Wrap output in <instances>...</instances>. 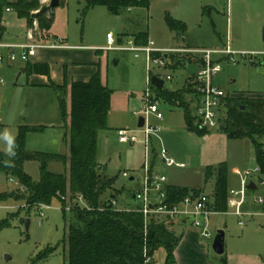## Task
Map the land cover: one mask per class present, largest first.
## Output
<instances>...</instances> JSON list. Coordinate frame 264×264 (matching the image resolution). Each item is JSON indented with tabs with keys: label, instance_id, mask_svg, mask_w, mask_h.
<instances>
[{
	"label": "rangeland",
	"instance_id": "1",
	"mask_svg": "<svg viewBox=\"0 0 264 264\" xmlns=\"http://www.w3.org/2000/svg\"><path fill=\"white\" fill-rule=\"evenodd\" d=\"M92 1L64 0V5L54 11L53 33L65 40V45L69 47L67 52L78 54L75 55L79 58L77 61L79 65L76 66L80 67L78 71L81 75L87 76L92 71L98 72L103 85L113 91L108 130L100 132L98 136L97 162L106 176L115 179V187L122 191L118 198L119 207L129 205L130 209H136L140 204L133 198V193L137 191L138 183L132 182L130 178L138 176L141 172L139 169L145 162V148L141 143L133 147L121 144L117 131L130 130L140 139H144L143 131L138 127L140 118L138 111L144 105V94L148 88L146 56L141 54L139 58H135L131 52L105 51L107 36L108 34L114 36L116 46L119 45L120 35L142 32L149 33L157 47L188 45L213 48L222 45L221 43H227L229 18L230 44L232 49L236 50L237 46L241 45L236 33L237 0H150L148 8H132L120 15H113L101 5L89 7ZM167 13L186 23L182 38L179 37L181 32L169 29L166 22ZM4 16L11 38L8 41L22 43L25 40V21L14 13L4 12L3 18ZM139 35L141 34L136 36ZM123 40L122 38L119 42ZM51 43L50 40L45 44ZM75 56L69 58L75 59ZM16 64V68L22 66L21 62ZM194 70L195 66L190 65L187 72H183L182 69L162 72L165 76L173 77L171 81L165 83V89L171 92L180 91L188 75ZM153 72L155 75L157 71ZM13 75L14 71L6 66L0 68V117L3 120L0 124L5 126L4 132L0 135V152L8 155L11 153L4 139L5 135L15 139L20 126L32 125L48 128L44 133L29 135L26 147L28 152L70 156L69 143L64 138L65 129H58V125L63 124V121L56 92L53 89L15 88ZM193 83L194 79L191 77L186 84L189 85L188 90H191ZM215 83L222 88L226 96L261 90L264 89V67H253L250 63L241 61L236 65L223 63L222 71L215 78ZM68 105L70 106L69 98ZM159 107L164 114V121L161 124L167 132L160 134L161 140L154 138V142L158 144L159 149L165 147L171 158L187 165L186 168L179 169L156 164V168L168 178L169 183L204 190L205 194L211 197L216 178L205 182V171L208 167L226 165L229 188H232L236 186L237 181L233 175L235 169H252L257 166L254 157L256 149L249 139L232 140L216 129L205 137L194 135V142L187 140L188 131L183 110L163 101H160ZM149 121L153 126L159 124L154 117L149 118ZM195 126L207 131L202 129L198 122H195ZM260 143L264 144V137ZM48 169L56 174L65 171L64 165L57 162L49 164ZM25 171L35 182L40 180L38 163H26ZM123 173H127L129 177H123ZM262 179L264 180V176ZM16 181L15 179L11 181L0 172V195H12V198L0 202V224L3 221L9 224L0 229V264H33L40 254L50 248H56V251L46 261L37 264H67V249L63 243L66 224L61 203L54 200L48 209L35 205L29 212L27 203L19 200L24 196V192ZM251 181L258 186L255 195L264 198V185H260L255 179ZM111 198L114 200L117 198V193L113 190L107 192L104 201ZM66 202L68 210L74 205L86 206L80 199L73 202L70 193L67 194ZM231 212L232 210H229L226 215L211 217L212 237L210 240L203 239L209 246L208 252L200 250L194 238L187 239V249L186 252H182L183 261L180 264H264V211L251 212L254 217L244 218V227L239 225L240 219ZM27 219L30 220L28 230L25 224ZM167 228L171 229L169 226ZM219 230L225 232V254L222 257L217 256L212 249ZM175 233L181 239L188 235L186 228L181 232L176 230ZM153 264H166V252L163 248L155 253Z\"/></svg>",
	"mask_w": 264,
	"mask_h": 264
},
{
	"label": "trees",
	"instance_id": "2",
	"mask_svg": "<svg viewBox=\"0 0 264 264\" xmlns=\"http://www.w3.org/2000/svg\"><path fill=\"white\" fill-rule=\"evenodd\" d=\"M149 1L93 0L89 7L101 5L113 15H120L132 8H148ZM41 5V0H0V23L3 13L12 9L19 19L26 20L29 29H33L37 22L39 31L47 34L54 25V15L38 13ZM63 5L64 1H61L60 6ZM166 22L171 31L182 33L186 30L183 22L170 15L166 16ZM4 33V28L0 26V38ZM134 40L140 46L149 42L147 34L135 36ZM194 63L196 62L192 58H172L168 70L175 72L181 67L184 68L185 64ZM25 72L28 76L50 77V67L47 64H28ZM193 79L195 81V76ZM188 87L189 85H185L178 92L165 88L160 91L153 87V91L157 100L183 110L185 124L190 133L205 137L210 131H202L195 126L197 120L192 107L197 96L195 84L193 83L191 90ZM51 88L57 94L61 118L67 129L66 140L69 143L70 156L27 152V136L43 133L46 127H20L11 154L0 152V172L9 179L17 180L23 189L24 196L19 200L27 203L29 212L35 205L48 207L54 200H59L66 224L63 243L67 249V264H146V256L153 259L160 248L166 252V264H174V252L181 238L167 228L165 221L153 219L146 226L144 216L139 212L119 210L112 204V199L104 201L107 192L114 190L115 179L107 177L97 162L98 136L100 132L108 130L113 91L103 85L100 73L87 82H69L66 77L62 87L51 83ZM224 104L227 113L219 131L232 140L249 139L256 149L261 177L264 176V144L260 143L264 137V101L236 100L227 96ZM3 132L4 126L0 125V135ZM27 162L39 164L41 177L38 182L26 173L24 165ZM52 162L63 164L68 167V171L51 173L48 167ZM214 177L216 184L210 197L211 209L224 214L228 212L229 199L227 166L222 164L208 167L205 171V182L208 183ZM68 193L73 202H78L81 197L86 206L74 205L68 210ZM166 193L167 202L172 205L182 202L192 194H205L204 190L179 186H168ZM8 198H12V195L1 194L0 202ZM8 225L7 221H3L0 229ZM55 251L56 248H50L40 254L33 264L46 261Z\"/></svg>",
	"mask_w": 264,
	"mask_h": 264
},
{
	"label": "built area",
	"instance_id": "3",
	"mask_svg": "<svg viewBox=\"0 0 264 264\" xmlns=\"http://www.w3.org/2000/svg\"><path fill=\"white\" fill-rule=\"evenodd\" d=\"M45 2H48V0H41V4ZM9 11L10 9H7V12ZM38 34H40V31L37 22H35L34 28L30 31L29 40L31 43L29 44L4 43L0 38V66L7 63L15 64L17 62L27 64L36 55L38 50H57L66 48L59 40H54L50 45L45 44V42L36 39ZM118 43L119 45L116 46L114 36L108 34L107 47H105L104 50L131 52L134 54L135 58H139L141 54H144L146 56V68L149 74L148 88L144 94V105L138 111L140 118L143 117L145 120V125L141 128L144 139H140L136 133L130 130L123 129L117 132L121 144L133 147L141 143L145 148V162L141 170L142 188L134 194V198L139 202L140 206L136 209L125 211H135L142 214L146 226L153 219L165 221V224L169 226V228H172L176 224L180 225L184 221H190L191 225L199 230L204 240H210L212 237L210 230L211 217L223 215L211 209V198L206 194L199 196L192 194L178 204H169L167 202L166 193L168 179L163 174L154 170V165L152 164L154 138L160 139V134H162L165 129L161 124L164 121V114L160 110V101L156 99V95L153 91L154 86L151 80L153 77H158L165 83L171 81L173 77L165 76L162 72L168 70L172 63V58L177 57L185 60L192 58L196 62L194 65H196L197 68L194 81L197 93L194 102V115L202 129L213 131L219 129L227 113L224 104V100L227 96L223 90L215 84V78L222 71L223 63L236 65L239 64L240 61L254 62L259 57H264V54L239 53L233 51L229 46L221 49H166L157 47L155 42L151 40H149L147 45L140 46L135 43L134 38L121 43L118 41ZM153 71H157L155 75ZM151 117H154L159 124L155 126L151 125L149 121ZM158 163L166 167H186L185 164L178 163L171 158L165 147H161L158 151L155 164ZM256 176H261V170L258 166L246 170L242 175L240 187L229 193L228 212L232 210L231 213L241 220L239 222L241 227L245 226L243 222L244 218L253 217L252 214L245 212V206L251 194L248 186L251 184V180ZM123 177L128 178L129 175L124 173ZM261 183L264 184V180H262ZM79 199L84 203L81 197ZM254 202L263 206L264 198H255ZM112 204L116 206L115 201H113ZM40 207L49 208L47 206ZM228 212L224 213V215L228 214ZM146 264H153V259L146 256Z\"/></svg>",
	"mask_w": 264,
	"mask_h": 264
},
{
	"label": "crops",
	"instance_id": "4",
	"mask_svg": "<svg viewBox=\"0 0 264 264\" xmlns=\"http://www.w3.org/2000/svg\"><path fill=\"white\" fill-rule=\"evenodd\" d=\"M61 1H64V0H61ZM236 3H237L236 10H235L236 33H237L239 43H241V45H239V47L237 46L236 50H233L232 44H230L231 38L229 36V33L231 35V19H229V18L227 20L228 28H229V31H227L228 32L227 43H221L222 45H219V46L213 47V48L190 47L188 45L187 46H179V47H165V46H163L160 48H166V49L167 48H178V49H188V50H200V49H221V48H225L226 46H229L233 51L239 52V53H260V54H264V0H237ZM12 13L17 15L15 13V11L12 9L9 12H7V10L5 11V14H12ZM53 14H54V12H53ZM166 15L172 16L171 13H167ZM24 21L26 23L25 40L22 43H11L8 41L11 38H10V33L8 31V28H7L6 17L4 16V18H3V16H2V21L0 23V26L2 28H4L5 33L2 36L1 40L4 43H9V44H29V43H31V41L29 40V35H30L31 29L28 28L26 20H24ZM179 21L183 22L180 19H179ZM184 24L186 25V23H184ZM53 28H54V25H53L52 29L47 34L40 32V34H38L36 39L39 41H43L45 43L50 41V40L52 42L54 40H59L66 48L57 49V50H44L43 52L42 51L40 52L38 50L36 55L28 63L31 65H35V64H47V65H49L50 77L42 76V75L28 76L25 72V69H26L28 64H24V63H22L21 67H17V68H16V66H17L16 63L15 64L7 63V64L0 66V68L3 66H6L10 70L14 71L13 82H14L15 88L28 87L29 89L47 90V89H52L51 83L55 84L58 87H62L65 84L66 77L69 80V82H73V81L87 82L94 75H96L98 73V72L95 73L92 71L91 73H89L90 75H87V76L81 75V73H79V71H78V69H80V67L76 66L77 64L79 65V63H77V61H79V58L75 55H78V54H73V53L70 54V52H67L69 47L67 45H65V40L63 38L59 37L58 35H56L55 33H53ZM138 34H147L148 39L153 41L151 39L149 33L140 32ZM138 34H134V35L122 34L119 36L120 38L118 39V41H120V39L123 38L124 39L123 42H125L128 39L134 38V36H136ZM183 36H184L183 33H181V35H179L180 38H182ZM3 39H5L6 41ZM91 48L97 49L98 47H91ZM65 55H68V57H66ZM69 56H73V57L75 56V59H70ZM243 62H248L253 67H258V66L264 67V57L263 56L259 57L254 62H249V61H243ZM187 65L188 64H186L184 68H181L183 72H187V68L191 64L188 67H187ZM191 66H195V70L191 74L188 75L183 88L185 87L187 82L190 80V78L195 76V74L197 72L196 65L192 64ZM216 85L222 90V88L218 84H216ZM228 96L230 98L236 99V100H263L264 101V89H261V90L257 89V91L252 90V91L244 92L242 94L228 95ZM69 109H70V107L68 108V110ZM0 116H1V114H0ZM1 122H3V120L0 117V123ZM2 126H4V125H2ZM23 126H32V125H22L20 127H23ZM185 126H186V124H185ZM47 128L48 127H46V129ZM58 129H61V130L65 129L66 134H65L64 138H65V141H67L66 140L67 129L64 126V123L61 125H58ZM186 129H187V127H186ZM4 130H5V126H4ZM119 130H123V129H119ZM164 131L167 132V129H165ZM28 138H29V135L26 138V147H27V143H28ZM189 139L193 142L195 141L194 140V134H192L188 131L187 132V140H189ZM26 151H27V149H26ZM158 151H159L158 144L154 142V149H153V154H152V164L154 165V170L156 172L161 173V171H159L156 168V164L154 163V161L157 157ZM35 152H38V151H35ZM49 154H54V153H49ZM254 157L256 159V154L254 155ZM178 163L185 164L183 162H178ZM25 165H26V163H25ZM25 165H24V168H25ZM186 167H187V165H186ZM64 168H65V171L66 170L68 171V167L64 166ZM141 168L139 170H142ZM179 169H184V168H179ZM246 170H248V169H235L233 171V175L237 178V181H236V186L229 188V193L240 187L242 175ZM254 179L258 180L260 182V185H264L261 183V181L263 180L261 176H256ZM10 180L12 181V179H10ZM131 181L132 182L136 181L138 183V189L136 192L140 191L142 188V172H140L138 176H132ZM16 183L18 184L17 181H16ZM251 184H254V186L256 187V190H254V193L250 194L249 202L245 206V212L250 213V214H251V212H255L257 210H263L264 211V205L262 206V205L256 204L254 202L255 198H259L255 195V192L258 190V186L256 185L255 182H252V181H251ZM168 186H178V185H173L172 183L168 182ZM113 188H114V190H113L114 193H117V198L115 200L112 198L111 199L116 202V208H118L119 210H131L128 207L129 205H126L124 207H119L118 198L120 197L122 191L118 190L115 187V184H114ZM136 192L133 193V198H134V194ZM107 200H110V199H107ZM253 217H254V215H253ZM253 217H251V218H253ZM189 224H191L190 221H184L180 225L176 224L170 230L172 232H175L176 230H180V232H181L186 228L187 232H188L187 237H184L183 239H181L179 246L175 250V263L174 264H180L183 261V253L182 252H186V249H187V242L186 241L188 238H191V239L194 238L196 240V242L198 243V247L200 250L205 251V252L209 251V246H208V244L203 242V238L201 237L199 230L197 228L193 227L192 225L188 226ZM219 231H222V230H219Z\"/></svg>",
	"mask_w": 264,
	"mask_h": 264
},
{
	"label": "water",
	"instance_id": "5",
	"mask_svg": "<svg viewBox=\"0 0 264 264\" xmlns=\"http://www.w3.org/2000/svg\"><path fill=\"white\" fill-rule=\"evenodd\" d=\"M60 2L61 0H48V2L46 3H43L41 5V9L38 13H48L50 15H53V12L56 8L60 7ZM152 85L162 91L164 90L165 88V82L158 78V77H153L152 80ZM243 110L245 109L244 107L242 108ZM145 125V120L143 117L139 118V122H138V127L139 128H143ZM248 189L250 191H254L256 190V187L254 186V184H250L248 186ZM25 224H26V229L28 230L29 229V225H30V220L27 219L25 221ZM212 249L214 251V253L221 257L225 254V232L222 230V231H219L214 239V242H213V245H212Z\"/></svg>",
	"mask_w": 264,
	"mask_h": 264
},
{
	"label": "clouds",
	"instance_id": "6",
	"mask_svg": "<svg viewBox=\"0 0 264 264\" xmlns=\"http://www.w3.org/2000/svg\"><path fill=\"white\" fill-rule=\"evenodd\" d=\"M4 139L6 140V142L8 144L9 151L11 152L12 148L14 147V139L8 135H5Z\"/></svg>",
	"mask_w": 264,
	"mask_h": 264
}]
</instances>
